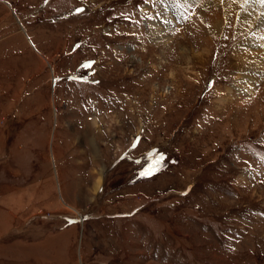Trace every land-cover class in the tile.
Segmentation results:
<instances>
[{
	"label": "rangeland",
	"instance_id": "rangeland-1",
	"mask_svg": "<svg viewBox=\"0 0 264 264\" xmlns=\"http://www.w3.org/2000/svg\"><path fill=\"white\" fill-rule=\"evenodd\" d=\"M0 264H264V0H0Z\"/></svg>",
	"mask_w": 264,
	"mask_h": 264
},
{
	"label": "bare ground",
	"instance_id": "bare-ground-1",
	"mask_svg": "<svg viewBox=\"0 0 264 264\" xmlns=\"http://www.w3.org/2000/svg\"><path fill=\"white\" fill-rule=\"evenodd\" d=\"M235 1H236L237 6H239L241 4V0H235ZM261 1H263V0H261ZM241 14H242V12H241ZM244 16H245V14L241 15V17H244ZM236 57L238 58L236 60L237 61L236 64L238 63L237 65H238L239 69H241V68L244 69L246 66L248 67V63L249 62H248V60H247V58L245 56L239 54ZM99 185H100V180H99V183H98V187H99Z\"/></svg>",
	"mask_w": 264,
	"mask_h": 264
}]
</instances>
